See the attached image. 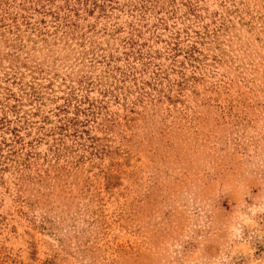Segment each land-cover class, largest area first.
<instances>
[{"label":"rangeland","instance_id":"rangeland-1","mask_svg":"<svg viewBox=\"0 0 264 264\" xmlns=\"http://www.w3.org/2000/svg\"><path fill=\"white\" fill-rule=\"evenodd\" d=\"M91 2L0 0V264H264V0Z\"/></svg>","mask_w":264,"mask_h":264},{"label":"trees","instance_id":"trees-1","mask_svg":"<svg viewBox=\"0 0 264 264\" xmlns=\"http://www.w3.org/2000/svg\"><path fill=\"white\" fill-rule=\"evenodd\" d=\"M53 1V0H51ZM61 1V5H57V9H61V8H66L67 13L64 14L63 16L59 15V11H55V10H50V9H43L42 12L45 14H50L54 20L56 21V30L58 27L61 28H67L70 27L71 25H73V23H71V18L69 17V13H73L75 16L78 17L79 15V7H77L79 4H88V0H59ZM91 4L93 5V7H100L103 8V4H98L96 2V0H92ZM71 7V8H70ZM23 9H26L23 7ZM15 19V18H12ZM60 21V22H58ZM28 24V23H27ZM128 45V50L125 52V55H127L128 57L132 56L133 60H129L128 58V72L135 74L138 71V67L137 64L135 63V60H138V62H140L141 67H146L148 66L153 58H156V55H152L150 53H148V51H142V49H140V47H136L137 46H141V44L138 45V43L136 42V40L132 39L131 37L127 40L126 42ZM173 48V47H172ZM171 48V49H172ZM175 49V48H174ZM172 56H175L174 54ZM142 69V68H141ZM125 73V72H123ZM74 93V92H71ZM72 97L76 99H78L75 95H73ZM67 103H64L63 105H61L59 107V111H65L67 112L66 108L69 106V101L71 100L70 98H66Z\"/></svg>","mask_w":264,"mask_h":264}]
</instances>
